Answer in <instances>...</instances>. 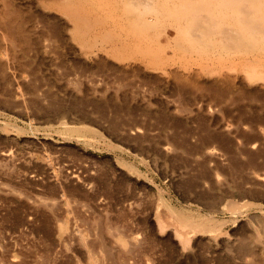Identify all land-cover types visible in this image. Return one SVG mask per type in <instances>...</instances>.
<instances>
[{
	"label": "rangeland",
	"instance_id": "rangeland-1",
	"mask_svg": "<svg viewBox=\"0 0 264 264\" xmlns=\"http://www.w3.org/2000/svg\"><path fill=\"white\" fill-rule=\"evenodd\" d=\"M51 1L0 0V264H264V0Z\"/></svg>",
	"mask_w": 264,
	"mask_h": 264
},
{
	"label": "bare ground",
	"instance_id": "bare-ground-1",
	"mask_svg": "<svg viewBox=\"0 0 264 264\" xmlns=\"http://www.w3.org/2000/svg\"><path fill=\"white\" fill-rule=\"evenodd\" d=\"M52 1H53V0H52ZM52 1H51V2H52ZM60 1H62L63 3L67 2V5H68V1H67V0H65V1L60 0ZM69 1L71 2L72 0H69ZM73 1H75V0H73ZM73 1H72L70 4H72V3L74 4ZM84 1H85V0H84ZM91 1H92V0H91ZM97 1H98V0H97ZM97 1H96V2H97ZM226 1H227V0H226ZM230 1H231V0H230ZM246 1H247V0H246ZM246 1H245V2H246ZM255 1H256V0H255ZM53 2H54V1H53ZM53 2H52V3H53ZM56 2H57V1H56ZM79 2H80V1H79ZM86 2H87V1H86ZM104 2H105V1H104ZM126 2L129 3V5H130V4L133 3V0H127ZM243 2H244V1H243ZM252 2H253V1H252ZM256 2H257V1H256ZM58 3H59V2H57L56 4H58ZM102 3H103V2H102ZM184 3H185V2H184ZM219 3H220V2H219ZM231 3H232V1H231ZM233 3H234V1H233ZM249 3H250V2H249ZM254 3H255V2H254ZM59 4H60V3H59ZM61 4H62V3H61ZM82 4H83V3H82ZM90 4H91V3H90ZM125 4H126V3H125ZM134 4H135V3H134ZM191 4H192V3H191ZM221 4H222V3H221ZM239 4H240V3H239ZM241 4H242V3H241ZM241 4H240V5H241ZM257 4H258V3H257ZM4 5H5V4H4ZM53 5H54V4H53ZM75 5H76V4H75ZM80 5H81V4H80ZM107 5H109V4H107ZM188 5H189V3H188ZM218 5H220V4H218ZM223 5H225V3H223ZM231 5H233V4H231ZM5 6H6V5H5ZM97 6H98V5H97ZM133 6H134V5H133ZM181 6H182V8H184V7H183L184 4L181 5ZM226 6H227V4H226ZM226 6H224V7H226ZM234 6H235V5H234ZM259 6H260V5H259ZM72 7H73V6H72ZM78 7H79V4H78ZM98 7H99V6H98ZM188 7H189V6H188ZM192 7H193V6H192ZM221 7H223V6L221 5ZM241 7H242V6H241ZM243 7H244V6H243ZM243 7L241 8V10L243 9ZM256 7H258V6H256ZM256 7H255V8H256ZM260 7H261V6H260ZM57 8H58V5H57ZM125 8H126V7H125ZM128 8H129V7L127 6L126 9H128ZM193 8H194V7H193ZM213 8H214V7H213ZM217 8H218V7H217ZM219 8H220V7H219ZM239 8H240V7H239ZM244 8H245V7H244ZM246 8H247V6H246ZM246 8H245V10H246ZM130 9H131V11L133 10L132 7H131ZM180 9H181V7H180ZM250 9H251V8H250ZM236 10H237V9H236ZM236 10H235V12H237ZM254 10H255V9H254ZM128 11H129V9H128ZM128 11H127V12H128ZM188 11H189V10H188ZM239 11H240V10H239ZM258 11H259V9H258ZM123 12H124V9H123ZM174 12H175V11H174ZM203 12H204V11H203ZM206 12H207V11H206ZM254 12H255V11H254ZM256 12H257V11H256ZM124 13H126V12H124ZM129 13H130V11H129ZM204 13H205V12H204ZM207 13H208V12H207ZM232 13H233V12H232ZM243 13H245V12H243ZM260 13H261V12H260ZM65 14H66V12H65ZM210 14H212V13L210 12ZM210 14H208L209 17H210ZM237 14H240V13L237 12ZM246 14H248V12H247ZM256 14H257V13H256ZM258 14H259V13H258ZM258 14H257V15H258ZM67 15H68V14H67ZM67 15H66V16H67ZM124 15H125V14H124ZM170 15H173V12H172V14H170ZM196 15H197V14H196ZM198 15H199V14H198ZM208 15H207V16H208ZM233 15H234V14H233ZM262 15H263V12H262ZM205 16H206V14H205ZM224 16H225V15H224ZM224 16H223V17H224ZM228 16H229V15H228ZM240 16H241V15H240ZM242 16H243V15H242ZM248 16H249V15H248ZM258 16H260V15H258ZM76 17H77V16H76ZM236 17L238 18V16L235 15V18H236ZM244 17H245V15H244ZM250 17H251V15H250ZM254 17H255V16H254ZM262 17H263V16H262ZM262 17H261L260 19H263V22H264V18H262ZM1 18H2V17H1ZM192 18L195 19V17H192ZM192 18H191V19H192ZM221 18H222V16H221ZM251 18H252V17H251ZM2 19H3V18H2ZM230 19H231V17H230ZM244 19H245V18H244ZM247 19H248V18H246L245 20L247 21ZM260 19H259V20H260ZM196 20H197V19H196ZM198 20H199V19H198ZM231 20H233V18H232ZM234 20H235V22H236V19H234ZM234 20H233V21H234ZM241 20H242V19H241ZM245 20H244V23H248V22H246ZM192 21H193V20H192ZM205 21H206V20H205ZM211 21H212V20H211ZM211 21H210V22H211ZM223 21H224V20H223ZM252 21H253V20H252ZM252 21H251V22H252ZM4 22H5V20H4ZM197 22H198V21L195 22V26H197V25H196ZM208 22H209V21H208ZM210 22H209V23H210ZM237 22L239 23L238 20H237ZM242 22H243V21H242ZM242 22H240V23H242ZM259 22H260V21H259ZM263 22H261V23H263ZM192 23H193V22H192ZM209 23H207V24H209ZM261 23H260V24H261ZM207 24H205V25H207ZM255 24H256V23H255ZM255 24H254V25H255ZM5 25H6V24H5ZM190 25H191V23H190ZM193 25H194V24H193ZM219 25H220V24H219ZM254 25H253V26H254ZM263 25H264V24H263ZM195 26H194V27H195ZM212 26H213V25H212ZM223 26H224V25H223ZM238 26H239V24H238ZM243 26H246V25H243V23H242V26H239V31L242 30V29L244 28ZM248 26H249V25H248ZM6 27H7V26H6ZM6 27H5V28H6ZM191 27H192V26H191ZM191 27H190V28L188 27V28L191 29ZM199 27H201V26H199ZM203 27H204V26H203ZM229 27H230V26H229ZM241 27H242V29H241ZM192 28H193V27H192ZM197 28H198V26H197ZM208 28H210V27H208ZM208 28H207V29H208ZM198 29H199V28H198ZM198 29H195V30L198 31ZM244 29H245V28H244ZM184 30H185V29H184ZM191 30H192V29H191ZM201 30H202V29H201ZM205 30H206V29H205ZM205 30H204V29L202 30V31H204V32H203L204 34H205V33H209L208 31L206 32ZM227 30H228V29H227ZM252 30H253V29L250 30V33L247 32V33H248L247 36H248L249 38H251V37L249 36V34H250V35L252 34V33H251ZM188 31H189V30H188ZM193 31H194V29H193ZM228 31H229V30H228ZM230 31H231V30H230ZM232 31H233V30H232ZM242 31H244V32L246 33L245 30H242ZM242 31H241V32H242ZM248 31H249V30H248ZM253 31H254V32H257V31H255V30H253ZM191 32H192V31H190V33H191ZM195 32H196V31H194L193 33H195ZM224 32H225V30H224ZM235 32H236V31H235ZM241 32H239V34H240ZM244 32H243V33H244ZM259 32H260V30H259ZM185 33H186V32H185ZM193 33H191V34H193ZM200 33H201V31H200ZM203 33H202V35H204ZM212 33H213V32H212ZM226 33H227V31H226ZM245 33H244V34H245ZM261 33H262V31H261ZM186 34H187V33H186ZM209 34H210V33H209ZM224 34H225V33H224ZM230 34H231V32H230ZM244 34H243V35H244ZM253 34H254V33H253ZM255 34H256V33H255ZM255 34H254V36L256 37L257 35H255ZM257 34H258V32H257ZM187 35H188V34H187ZM240 35H241V34H240ZM245 35H246V34H245ZM258 35H260V34H258ZM183 36H184V35H183ZM193 36H194V35H193ZM235 36H236V35L234 34L233 37H235ZM247 36H246V37H247ZM184 37H185V36H184ZM188 37H189V36H188ZM188 37H187V38H188ZM194 37H195V36H194ZM200 37H201V36H200ZM225 37H226V40H227V36H225ZM225 37H224V38H225ZM237 37H238V36H237ZM241 37H242V36H241ZM261 37H262V35H261ZM192 38H193V37H192ZM195 38H196V39H199V37H198V38L195 37ZM214 38H215V37H214ZM217 38H218V37H217ZM222 38H223V37H222ZM242 38H243V37H242ZM249 38H248V39H249ZM259 38H260V36H259ZM189 39H191V37H190ZM201 39H204V38H201ZM236 39H237V38H236ZM248 39H247V40H248ZM260 39H261V38H260ZM220 40H221V39L219 38V41H220ZM234 40H235V39H234ZM240 40H242V39L240 38ZM252 40L254 41L255 39H253V37H252ZM258 40H259V39H258ZM258 40H257V41H258ZM194 41L196 42V40H194ZM201 41H202V40H201ZM201 41H199V42H201ZM227 41H228V40H227ZM236 41H237V42H236ZM236 41H235V42H236V45H238V46H240V44H242V43L244 42L243 40H242V42L240 41L239 43H238L239 40H236ZM248 41H249V40H248ZM259 41H260V40H259ZM216 42H218V41H216ZM261 42H262V41H261ZM202 43L205 45L204 42H202ZM206 43H207V42H206ZM258 43H260V42H257L256 44L258 45ZM211 44H212V43H211ZM231 44H232V42H231ZM231 44H229V45H231ZM207 45H208V44H207ZM209 45H210V44H209ZM221 45H222V43H221ZM249 45H250V44H249ZM249 45H248V46H249ZM211 46H213V44H212ZM214 46H215V45H214ZM223 46H224V45H223ZM234 46H235V43H234ZM234 46H233V47L230 46L229 48H231V47L234 48ZM206 47H207V46H206ZM206 47H205V48H206ZM209 47H210V46H209ZM223 48H228V46H227V47H223ZM252 49H253V48H252ZM229 50H230V49H229ZM235 50H238V49L235 48L234 51H235ZM244 50H245V54H246V53H247V52H246V49H243V50H242L243 53H244ZM250 50H251V49H250ZM256 50H257V49H256ZM253 51H254V49H253ZM249 52H250V51H249ZM258 52H259V51H258ZM240 53H241V52H240ZM1 59H2V58H1ZM247 63H248V62H247ZM256 64H257V63H256ZM254 69H255V68H254ZM246 73H247V72H246ZM249 73L251 74L252 72H249ZM249 73H248V75H250ZM254 73H255V71H254ZM252 74H253V73H252ZM252 74H251V76H253ZM259 74H260V73H259ZM246 75H247V74H246ZM248 75H247V76H248ZM256 75H257V74H256ZM249 77H250V76H249ZM254 77H255V76H254ZM257 77H258V76H257ZM252 78H253V77H252ZM263 78H264V77H263ZM247 79H248V77H247ZM249 79H250V78H249ZM252 80H253V79H252Z\"/></svg>",
	"mask_w": 264,
	"mask_h": 264
}]
</instances>
